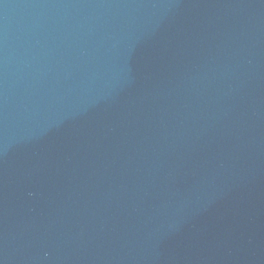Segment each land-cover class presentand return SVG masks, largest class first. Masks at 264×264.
Listing matches in <instances>:
<instances>
[{"label": "water", "instance_id": "1", "mask_svg": "<svg viewBox=\"0 0 264 264\" xmlns=\"http://www.w3.org/2000/svg\"><path fill=\"white\" fill-rule=\"evenodd\" d=\"M0 264H264V0H0Z\"/></svg>", "mask_w": 264, "mask_h": 264}]
</instances>
